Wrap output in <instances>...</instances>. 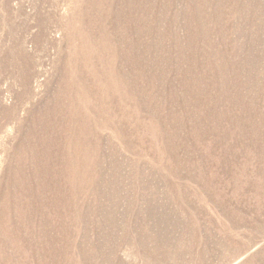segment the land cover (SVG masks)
<instances>
[{
	"label": "rangeland",
	"instance_id": "1",
	"mask_svg": "<svg viewBox=\"0 0 264 264\" xmlns=\"http://www.w3.org/2000/svg\"><path fill=\"white\" fill-rule=\"evenodd\" d=\"M0 264H264V0H0Z\"/></svg>",
	"mask_w": 264,
	"mask_h": 264
}]
</instances>
